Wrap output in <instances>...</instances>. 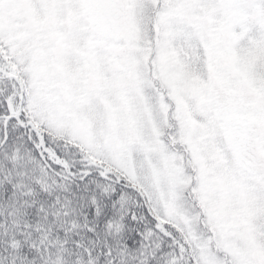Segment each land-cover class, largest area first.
Segmentation results:
<instances>
[{
  "label": "snow or ice",
  "instance_id": "6c2138e0",
  "mask_svg": "<svg viewBox=\"0 0 264 264\" xmlns=\"http://www.w3.org/2000/svg\"><path fill=\"white\" fill-rule=\"evenodd\" d=\"M0 264H264V0H0Z\"/></svg>",
  "mask_w": 264,
  "mask_h": 264
}]
</instances>
